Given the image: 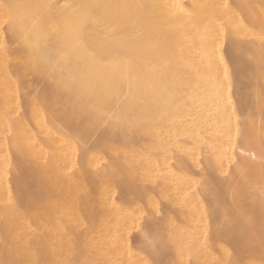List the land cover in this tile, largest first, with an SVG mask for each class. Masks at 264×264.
<instances>
[{
    "label": "bare ground",
    "instance_id": "obj_1",
    "mask_svg": "<svg viewBox=\"0 0 264 264\" xmlns=\"http://www.w3.org/2000/svg\"><path fill=\"white\" fill-rule=\"evenodd\" d=\"M4 5H12L11 10ZM9 13L13 26L0 30V44L6 45L0 48V125L8 135L19 125L13 101L25 87L35 91L29 90L32 84L42 89L40 104L31 109L33 148L25 151L32 129L21 120L20 129L30 130L21 135L29 139L25 150L16 144L23 140L21 133L16 141L0 138V264L35 259L37 244L44 246L41 259L49 264H145L152 259L220 264L230 258L232 247L236 255L259 260L264 0H0V26ZM26 36L39 46L34 55L42 67L40 51L52 38L48 54L65 62V78H75V91L57 92L51 69L18 80L23 48L17 45ZM85 46L108 52L109 60L96 64ZM239 48L245 50L242 57ZM230 80L235 114L226 103ZM130 86L121 115L131 123L123 130L110 128L97 140L88 123L92 90L101 88L115 110ZM241 125L246 126L244 139L237 133ZM85 128V139L77 143ZM237 158L247 159L248 167L237 168ZM177 159L185 161L184 170L173 166ZM111 192L121 194L115 202ZM217 196L220 201L226 196L231 205L238 239L240 232L255 229L254 246L243 240L232 241V247L206 246V212L216 206ZM157 209L167 243L149 255L140 250L146 241L136 229L141 212L155 216ZM212 223L215 227V219ZM29 241L33 250H25Z\"/></svg>",
    "mask_w": 264,
    "mask_h": 264
},
{
    "label": "snow or ice",
    "instance_id": "obj_2",
    "mask_svg": "<svg viewBox=\"0 0 264 264\" xmlns=\"http://www.w3.org/2000/svg\"><path fill=\"white\" fill-rule=\"evenodd\" d=\"M4 7L11 10L12 5H4ZM223 7L225 9L229 8L227 2L224 3ZM13 22L11 19V14L9 13V19L4 23V25L0 26V30L6 29L8 27H12ZM13 31L15 29L13 28ZM259 31L261 33V39L264 40V21H262L259 25ZM54 45V41L52 38L47 39L44 42V49L40 51V61L43 62V67L41 63L37 62L35 59L34 51L39 46L31 43L30 39L26 36L21 44H18L17 47L23 48V51L19 54V58L17 63L23 68V73L18 74V80L23 81V79L27 78L30 73H34L37 71H45L46 69H51L50 75L54 82L58 83L57 92L60 89L68 88L70 92L75 91L77 84L75 78L69 82L68 79L65 78L64 71V61L62 59L53 60V58L48 54V50ZM220 47H224L223 43H221ZM0 48H6L5 44H0ZM32 49L33 51H30ZM86 54L91 57V59L96 64H104L109 60V53L105 52L102 49H97L95 47H87L85 46ZM245 54V50L243 48H239L238 55L243 56ZM8 55H12L11 52H8ZM223 56H221V63H223ZM225 78L227 79L229 76V69L227 66L224 68ZM101 81L105 78L101 74ZM128 79L131 84L132 80V72L129 70ZM228 97H227V105L233 106V113L235 114V107L233 101V88L232 81H229V89H228ZM132 95L131 86L129 87V94L124 97L123 101L117 105V108L114 110L110 103L104 99V94L101 88H95L92 90V99L89 100V106L91 109L88 123L91 126L92 130L97 133L96 139H100L101 134L106 133L110 128H116L123 130L125 127H128L131 123L126 117L121 115V112L124 110L125 105L128 104L129 98ZM118 99V97H117ZM73 117L75 118L76 107L73 106L72 109ZM262 118H264V109L261 112ZM83 119V118H82ZM264 128V122L261 125ZM246 126H238L237 133L241 139L245 138ZM87 132V128L84 129V132L78 133L77 143L85 139L84 133ZM90 135V133H88ZM86 154V152H85ZM244 157L248 156V152L244 151L241 154ZM259 156L262 161H264V137L260 140V151ZM251 159L256 160V153L253 150V154ZM199 163L203 164V159L199 160ZM234 165L237 168L245 169L248 167L247 159L241 160L237 158L234 161ZM177 167L178 170H184L185 161L183 159H177L176 163L173 165ZM262 170H264V164L261 165ZM230 175V173H229ZM211 187V186H210ZM110 195L113 198V202L119 199V192H111ZM216 206L209 207L206 212V217L208 219V224L204 233L205 236V244L206 246H215L217 243L220 244L221 248H224L225 245L232 247V241H236L237 244H240L241 240H243L244 244L248 247H252L255 245V241L257 237L254 235L255 229L253 228L251 231H243L239 233V239L237 238V229L238 222L233 219V214L230 211L231 205L227 202V197L223 201L219 200V197H216ZM221 208H223V212L221 213ZM86 209V206H85ZM85 209H81L82 213ZM159 217L163 218L162 211L160 209L156 210V215L152 216L147 210L141 212V221L139 228L136 230L143 234V238L146 241V244L142 245L140 250L149 253V255L155 254L160 248L166 246V238L163 235L162 229L159 227ZM87 219V216L84 217ZM215 219V227H213L212 221ZM151 221L155 222V227H153ZM87 225L85 224V229ZM259 247L261 249V255L259 260L254 256H240L236 255V248L232 247V251L228 253L229 259L225 261H220V264H264V223L260 226L259 232ZM25 250H33V244L31 241L25 246ZM44 252V246L42 244L35 245L34 255L35 259L32 260H21L19 264H49L48 261L42 260L41 256ZM145 264H160L159 261L152 259L150 261H146Z\"/></svg>",
    "mask_w": 264,
    "mask_h": 264
},
{
    "label": "rangeland",
    "instance_id": "obj_3",
    "mask_svg": "<svg viewBox=\"0 0 264 264\" xmlns=\"http://www.w3.org/2000/svg\"><path fill=\"white\" fill-rule=\"evenodd\" d=\"M39 88H40V87L37 86V89H36V86L32 84V87H30V89H29V87H28V89H29V90H33V89H34L35 91H30V92H29V91H27V88L25 87V88L23 89V92L21 91V94H20L21 96H19V98L16 100L17 102H16L15 100L13 101V105H14V107H15V105H16V103H17V106H19L18 108H20V109H18V108H16L17 106L15 107V108H16V109H15V112H16L15 114H17V111H18V115H19V116H18V118H19V122L17 123V124H19V125H17L14 129H12L13 131L9 130V131H10V135H8L9 132L7 131V128H6V131H7V132H6V131H5V128H3L4 126L2 127V125H0V129H1V130H0V133H1V134H0V138H1L3 135H4V137H5V138L2 137L3 139L1 138V140L10 141L11 139L16 138V136H19L20 133H21V134H20V139H23V138L21 137V135H22V133H24V132H23L24 130L26 131V129H24V130H23V128H22V130L20 129V127H21V125H22V124L20 123V120H21V122H22L23 124H25V125L28 124V126H29L30 128L24 125L25 127H27V129H30V130L32 129L31 131L29 130L30 132H29L28 130L26 131V132H29V133H26V132H25L26 134H28V135H27L28 138H29V136H31L30 133L34 132L33 122H31V121H32V119H31V116H32V115H31V113H32V112H31V109H32V107L34 106V105L32 106L33 103H36V102H37V104H40V102H41V100H39L40 97H39V95H38V93H39L38 90L40 91V89H42V88H40V89H39ZM25 91H26V93H25ZM36 91H37V93H36ZM28 92H29V93H28ZM34 92H35V93H34ZM24 93H25V94H24ZM30 93H31V94H30ZM29 95H30V96H29ZM33 95H34V96H35V95H38V97H35V98H34ZM20 97H24V98H22V101H21V98H20ZM26 97H27V98H26ZM31 98H32V99H31ZM25 99H26V100H25ZM29 99H30V100H29ZM35 99H36V100H35ZM31 100H32V101H31ZM34 100H35V102H34ZM38 101H39V102H38ZM25 102H26V103H25ZM14 103H15V104H14ZM23 103H25V104L23 105ZM30 103H31V104H30ZM18 104H19V105H18ZM26 105H27L28 110H30V112L26 110ZM23 106H24L25 108H23ZM30 106H31V107H30ZM17 109H18V110H17ZM23 109H24L28 114H27V113L25 114V113H24L25 111H24ZM22 111H24V112L22 113ZM20 112H21V114H20ZM24 115H26V116L24 117ZM21 117H22V118H21ZM26 117H28V118L26 119ZM23 118H24V119H23ZM22 119H23V120H22ZM27 121H28V123H27ZM22 126H23V125H22ZM17 127H18V129H17ZM2 128H3V129H2ZM16 129H17V130H16ZM15 130L17 131V133H16ZM19 130H21L22 132H20ZM1 131H2V132L5 131V132L2 133ZM12 132L15 133V134H13ZM5 133H6V134L8 133L7 136H6ZM2 134H3V135H2ZM29 134H30V135H29ZM14 135H15V137H14ZM24 135H25V134H24ZM10 136H13V137H10ZM22 136H23V135H22ZM24 137H26V135H25ZM32 137H33V133H32V136L29 138L30 141H31V143H30V141H28L29 139H28V140H25V138H24L23 140H21V142L23 141L22 143H24V144H22V143L20 142V140H19L18 137H17L18 139L16 138L15 141H16V140H19V142L16 141V144H17V145L20 144V147H23V145H24V146H25V145L27 146V144H28L27 141H28L29 144H28L27 148H26V147H23V148H22V149L26 148V150H25V149H24V150L27 151V149H30V150H31V148H33V144H32L33 142H32V139H31ZM9 138H10V139H9ZM7 139H9V140H7ZM25 142H26V143H25ZM18 146H19V145H18ZM29 146H30V147H29ZM28 147H29V148H28ZM27 152H28V151H27ZM24 160H28V159H27V158H24ZM28 185H31L30 187H31V188H34V185H33V184L29 183ZM36 190H37V189H36ZM36 192H37V191H36ZM36 192L34 191V192L32 193V195H34V194L37 195ZM32 195H30L31 197H30V196H29V197H30V200L32 201V205L35 206V200H36L37 196H36V195L32 196ZM134 236H138V234H137V233H134Z\"/></svg>",
    "mask_w": 264,
    "mask_h": 264
}]
</instances>
